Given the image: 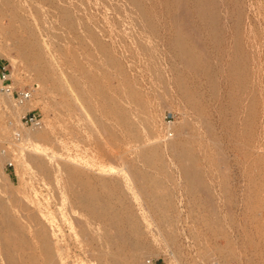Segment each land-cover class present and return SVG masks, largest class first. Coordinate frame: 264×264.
<instances>
[{"label": "rangeland", "instance_id": "obj_1", "mask_svg": "<svg viewBox=\"0 0 264 264\" xmlns=\"http://www.w3.org/2000/svg\"><path fill=\"white\" fill-rule=\"evenodd\" d=\"M161 1L139 20L128 0H0V62L31 91L0 96V264H112L102 231L113 264H264V0H226L222 47Z\"/></svg>", "mask_w": 264, "mask_h": 264}, {"label": "bare ground", "instance_id": "obj_2", "mask_svg": "<svg viewBox=\"0 0 264 264\" xmlns=\"http://www.w3.org/2000/svg\"><path fill=\"white\" fill-rule=\"evenodd\" d=\"M236 1V0H235ZM162 4L164 5H173L175 7H179V8H184L186 12H191L192 13V8H196V12L197 14L194 15L195 19L193 20V23L195 26H197L200 31H203L206 33V35H208L214 42V44L217 47H222L223 46V36H224V31L221 27H219L218 25V21L221 17H226L228 15V6L226 3V0H162L161 1ZM128 3L131 7H128V9H132L130 10V12H133V15L136 14L139 16V20H151L149 17V10H148V0H128ZM129 14H132V12ZM132 16V15H131ZM143 29L152 32L153 31V27H154V23H147V24H143L141 25ZM233 27L235 29V31L239 30L240 27V22L236 21L233 24ZM52 30V29H51ZM53 31V30H52ZM50 31V32H52ZM54 32V31H53ZM185 39L186 37L181 33V31L178 29L175 31V39ZM95 45V47H97L103 57L105 56V62L108 65H111L113 63H116V60L114 58H112V56L110 54H108L106 51H103L102 48L98 45V43H93ZM189 56L193 57V52L189 51L188 52ZM229 67V71H230V76L231 79L229 80V86L232 88V94H231V98L232 100L235 102L238 99V96L235 94V92L233 91L234 87L236 85H238L240 82H242V75L246 76L245 73V68L242 64L237 63V64H233L231 61H229L228 64ZM21 89V88H20ZM65 90H67V88H65ZM95 93H97L98 97L100 99H102V101H105L106 103L110 102L109 105V110L110 111H115V110H122L121 109V100L123 99V97L119 94L117 96L115 95H111L110 91L103 86V84H101L100 82H96V89H95ZM183 92L186 94H190L189 90L187 87H183ZM122 94V93H121ZM124 94V93H123ZM127 94V93H125ZM1 97H6L7 99H12L10 95H5V94H0ZM124 96V95H123ZM31 97L28 98L27 100L23 101L22 103H18L16 102V105L23 107L26 103H28L30 101ZM75 100V99H73ZM125 100V99H123ZM72 99L71 97H67L64 104L67 107L68 111L70 109V107L72 106ZM126 102H124L125 104ZM120 104V106H119ZM125 106V105H124ZM123 107V106H122ZM126 109V108H124ZM79 110V109H78ZM80 112V111H79ZM78 115L82 112L79 113ZM82 115V114H81ZM83 116H80L78 118H82V119H78L81 120V122L83 120H85L83 123L86 124L87 120L84 118ZM77 118V117H76ZM82 123V125H83ZM89 123V122H88ZM87 123V124H88ZM88 126V125H86ZM42 128V126L40 127H33L32 132H37L40 131V129ZM52 128V126L50 127V129ZM88 128V127H87ZM170 132V131H168ZM29 137H32L34 134H31L30 132H27ZM169 135V133H168ZM172 135V134H171ZM92 136V135H91ZM2 152V151H1ZM0 152V155L2 156V153ZM5 152H3L4 154ZM60 159V157H59ZM33 171L35 172L34 175L32 176L33 180H40L41 178H39L40 176L38 175V171L36 166H33ZM1 178H2V174L0 173V182H1ZM150 182L154 185H156L153 180H150ZM38 184L40 182H37ZM50 184V183H48ZM37 185V184H36ZM35 185V186H36ZM42 185L45 186L46 183L42 182ZM49 188H51L50 186H52V184L48 185ZM48 186H45L48 189ZM53 188V187H52ZM36 194H37V188L33 187L31 189V192L28 194L27 196V200L29 201H36ZM105 211H100L98 213V216H100V219L103 218H108L109 223L111 224L113 222V224L116 222V220H118V217L115 213L110 214L108 217L104 214ZM102 234H99L100 238H99V243H100V248L103 249V256L105 258V260L107 261H113L112 264L117 261L119 259V247L117 249H113L110 247V245L112 244V242L109 240L108 237H105L106 233L105 231H102Z\"/></svg>", "mask_w": 264, "mask_h": 264}, {"label": "built area", "instance_id": "obj_3", "mask_svg": "<svg viewBox=\"0 0 264 264\" xmlns=\"http://www.w3.org/2000/svg\"><path fill=\"white\" fill-rule=\"evenodd\" d=\"M7 66L0 62V94L10 95L13 100L22 103L31 97L30 89H16L12 83ZM20 123L25 126L40 127L42 126V117L36 112H25L20 116ZM8 161L6 166H11Z\"/></svg>", "mask_w": 264, "mask_h": 264}]
</instances>
